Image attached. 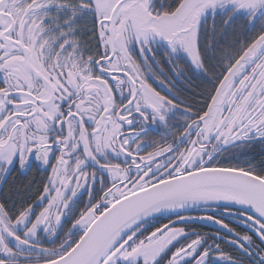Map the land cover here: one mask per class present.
I'll return each mask as SVG.
<instances>
[{
  "label": "snow or ice",
  "instance_id": "1",
  "mask_svg": "<svg viewBox=\"0 0 264 264\" xmlns=\"http://www.w3.org/2000/svg\"><path fill=\"white\" fill-rule=\"evenodd\" d=\"M257 142L264 0H0V179L47 170L0 201V264H264ZM221 208L246 231L190 214Z\"/></svg>",
  "mask_w": 264,
  "mask_h": 264
},
{
  "label": "trees",
  "instance_id": "2",
  "mask_svg": "<svg viewBox=\"0 0 264 264\" xmlns=\"http://www.w3.org/2000/svg\"><path fill=\"white\" fill-rule=\"evenodd\" d=\"M189 80H187L183 85H181V90L183 94L188 95L190 92H200L202 89L206 88V83L200 78L193 76L191 72L187 73ZM236 151L244 152L247 154L248 158L258 160L261 157V153H264V145L257 143L251 146H246L242 149H236ZM45 174L39 172L36 169H30L28 172L21 175L19 171H13L9 174L6 183L3 184L0 201L12 200L19 201L27 199L29 196H35L40 190V187L44 183ZM35 184V187L30 186ZM234 218V217H232ZM240 232L246 231V229H240ZM227 235H230L226 232ZM225 252H229L233 255H239L237 249L232 247H227Z\"/></svg>",
  "mask_w": 264,
  "mask_h": 264
},
{
  "label": "flooded vegetation",
  "instance_id": "3",
  "mask_svg": "<svg viewBox=\"0 0 264 264\" xmlns=\"http://www.w3.org/2000/svg\"><path fill=\"white\" fill-rule=\"evenodd\" d=\"M165 71H167V69H165ZM187 80H189L188 76L182 78L180 81H178L176 83V88L181 90V85H183V83H185ZM151 82V81H150ZM154 86H157L156 84H154ZM184 96H186V94L182 95L181 98L183 99ZM155 135V134H154ZM30 169H36L41 173H44L45 176L47 175V170L42 168L39 165V162L34 161L32 162V167ZM1 193V191H0ZM219 212H223V209L221 208L220 210H216L213 211L211 209L207 210V211H203V210H193L190 214L191 215H204V214H213L215 215L217 218H221L225 221V223H228L230 227L235 228L237 231H239L240 229H245L242 225L239 224V222L235 219L232 218L226 214H222ZM192 228L205 236H215L217 233H219L221 236H230L226 234V230L220 228L218 225L208 222V221H202V222H198L192 225ZM240 232V231H239ZM232 247L234 248L231 244L227 243V241H221V248L225 251L226 248ZM235 249V248H234ZM238 251V250H237ZM239 253V252H238Z\"/></svg>",
  "mask_w": 264,
  "mask_h": 264
},
{
  "label": "rangeland",
  "instance_id": "4",
  "mask_svg": "<svg viewBox=\"0 0 264 264\" xmlns=\"http://www.w3.org/2000/svg\"><path fill=\"white\" fill-rule=\"evenodd\" d=\"M169 76H170V79H172L173 80V82L175 83V85H176V83L178 82V81H180L182 78H184V77H180L179 79H177L176 77H174V76H171V74H169ZM8 178V177H7ZM3 182H2V179H0V191L2 190V187H3ZM195 210H198V209H195ZM193 211V210H192Z\"/></svg>",
  "mask_w": 264,
  "mask_h": 264
},
{
  "label": "water",
  "instance_id": "5",
  "mask_svg": "<svg viewBox=\"0 0 264 264\" xmlns=\"http://www.w3.org/2000/svg\"><path fill=\"white\" fill-rule=\"evenodd\" d=\"M219 213H222V214H226V213H224V212H219ZM227 215V214H226ZM229 216V215H228ZM230 217H232V216H230Z\"/></svg>",
  "mask_w": 264,
  "mask_h": 264
}]
</instances>
